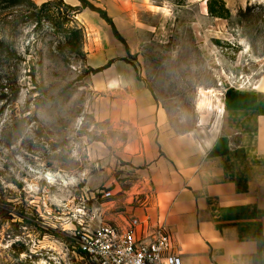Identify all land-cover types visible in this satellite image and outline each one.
<instances>
[{
	"label": "rangeland",
	"instance_id": "1",
	"mask_svg": "<svg viewBox=\"0 0 264 264\" xmlns=\"http://www.w3.org/2000/svg\"><path fill=\"white\" fill-rule=\"evenodd\" d=\"M41 1L0 0L12 51L0 52V264H90L75 249L77 210L150 185L136 166L147 140L120 117L160 114L173 134L209 140L226 92L264 79V0H221L222 18L213 0H75L85 39L69 63L31 16L56 0Z\"/></svg>",
	"mask_w": 264,
	"mask_h": 264
},
{
	"label": "crops",
	"instance_id": "2",
	"mask_svg": "<svg viewBox=\"0 0 264 264\" xmlns=\"http://www.w3.org/2000/svg\"><path fill=\"white\" fill-rule=\"evenodd\" d=\"M223 107L202 144L160 114L120 117L148 144L136 166L152 195L135 212L167 226L182 264H264V79L226 92Z\"/></svg>",
	"mask_w": 264,
	"mask_h": 264
},
{
	"label": "built area",
	"instance_id": "3",
	"mask_svg": "<svg viewBox=\"0 0 264 264\" xmlns=\"http://www.w3.org/2000/svg\"><path fill=\"white\" fill-rule=\"evenodd\" d=\"M45 174L61 178L59 173ZM114 190H102V201L77 210L72 234L79 257L90 264H182L167 226L135 212L147 204L152 190L139 186L131 195Z\"/></svg>",
	"mask_w": 264,
	"mask_h": 264
},
{
	"label": "trees",
	"instance_id": "4",
	"mask_svg": "<svg viewBox=\"0 0 264 264\" xmlns=\"http://www.w3.org/2000/svg\"><path fill=\"white\" fill-rule=\"evenodd\" d=\"M78 2L80 3L81 9L88 7L86 0H78ZM213 2L219 3V8L218 11H216L212 3L208 4V11L212 16L222 18L225 14H229L223 1L213 0ZM32 7L38 9L36 14H31L32 18L37 19L38 21L41 19L48 21L51 24L53 34L58 40V48L62 49L61 47L63 46L67 49V53L62 57L64 63H69L71 57H78L82 54L85 34L83 28L75 20V16L79 10L78 7L69 6L63 3V0L48 1L42 3L40 7L35 5H32ZM51 8L56 10L55 13H53L54 15L50 13ZM90 8L91 10H95L93 7ZM97 12L100 17L110 25L114 36L120 38L106 12L103 10H98ZM0 52L9 55L12 51L7 48V45L3 41H0ZM16 95L17 94L15 93V97Z\"/></svg>",
	"mask_w": 264,
	"mask_h": 264
},
{
	"label": "bare ground",
	"instance_id": "5",
	"mask_svg": "<svg viewBox=\"0 0 264 264\" xmlns=\"http://www.w3.org/2000/svg\"><path fill=\"white\" fill-rule=\"evenodd\" d=\"M215 120H216V119H215ZM56 175H57V174H54L55 177H56ZM48 176H49V175H48ZM56 179H58V178H56Z\"/></svg>",
	"mask_w": 264,
	"mask_h": 264
}]
</instances>
